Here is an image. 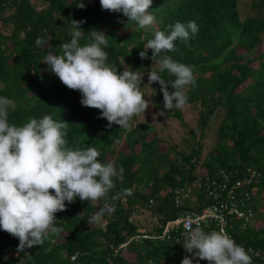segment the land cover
<instances>
[{
  "label": "trees",
  "instance_id": "1",
  "mask_svg": "<svg viewBox=\"0 0 264 264\" xmlns=\"http://www.w3.org/2000/svg\"><path fill=\"white\" fill-rule=\"evenodd\" d=\"M252 8L264 10V0H255ZM149 12L155 21L141 29L122 13L102 10L100 0H0V97L13 101L9 123L22 126L44 115L64 121L68 147H95L100 162L113 163L119 172L114 188L93 206L79 198L65 202L66 210L56 213L63 231L42 246L18 253L19 240L0 230V264H182L185 256L192 258L182 246L183 228L169 231V237H163L164 230L188 212L227 201V194L215 197L212 181L226 182L237 203L252 208L253 223L228 215L225 231L250 250L252 264H264V18L242 20L239 0H153ZM71 20L86 21L82 46L92 30L108 36L106 62L115 71L142 69L141 90L160 111V85H151L155 93L144 88L153 52L148 50L147 59L139 53L155 31L167 33L176 22L195 21L198 33L186 43L177 41L168 53L193 66L195 77V85L185 89L195 126L185 123L182 109L165 111L186 129L183 145L166 142L139 116L131 120L130 131L109 127L98 118L100 110L84 107L81 94L50 72L44 57L60 54V44L71 41ZM38 37L45 46L36 45ZM159 74L166 82L175 79ZM105 201L113 211L89 224ZM202 229L221 230L214 220ZM136 236L142 237L129 241ZM193 264L208 262L194 259Z\"/></svg>",
  "mask_w": 264,
  "mask_h": 264
},
{
  "label": "clouds",
  "instance_id": "2",
  "mask_svg": "<svg viewBox=\"0 0 264 264\" xmlns=\"http://www.w3.org/2000/svg\"><path fill=\"white\" fill-rule=\"evenodd\" d=\"M152 3L153 0H100L102 10L122 13L141 29L155 21L149 12ZM78 7L83 9L85 5ZM83 23L86 21L71 20V41L60 44V54L49 52L43 63L64 86L81 94L84 107L100 110L98 118L106 119L109 127L115 124L130 131L133 117L145 114L149 108L141 90L142 69L118 73L109 66L104 50L109 38L99 30L88 33L90 42L82 46ZM169 28L167 33L155 31L154 38L139 53L141 59H147L148 50L153 52L154 66L147 72L149 83L144 88L160 85L161 115L173 108L183 109L187 104L185 89L195 85L193 66L174 61L168 53L176 49L177 41L188 42L191 35L198 33V26L190 21L176 22ZM35 43L38 47L45 46L39 37ZM157 67L159 72L155 70ZM160 72H167L175 79L166 82ZM12 106L13 101L0 97V230L19 240L17 252L20 253L42 246L50 235L63 231L56 226V213L66 210L65 202L73 203L79 198L93 206L106 197L114 188L119 172L113 163L100 162L95 147H68L65 139L68 124L64 121L57 122L44 115L40 119L30 118L22 126L10 124L8 109ZM240 207L246 214L249 210L253 213L252 208ZM111 211L113 206L105 201L88 223H99ZM253 220L254 214L251 220L244 219L250 223ZM184 235L182 246L192 258L185 256L182 264H193L194 259L208 264H252L250 250L238 245L223 229L206 233L197 226L187 229Z\"/></svg>",
  "mask_w": 264,
  "mask_h": 264
},
{
  "label": "built area",
  "instance_id": "3",
  "mask_svg": "<svg viewBox=\"0 0 264 264\" xmlns=\"http://www.w3.org/2000/svg\"><path fill=\"white\" fill-rule=\"evenodd\" d=\"M223 176L227 178L224 174ZM196 185V184H195ZM201 186L200 184H197ZM212 185L214 191L216 192L215 197H221V199L226 195L227 201L217 202L209 206L208 208L203 209L201 212H188L181 217L170 221L167 223L166 229L164 230V236L169 237V231L174 229H179L180 227L183 228L182 233H186L187 229L195 228L197 226L203 228L206 227V224L209 221L214 220L216 225L225 231L226 227L229 226V221L227 216H234L236 219L244 218L245 221H249L253 217V213L249 210L248 214L244 212V210L239 206L237 201L231 196L232 189L229 188L226 182L217 183V181H212L210 184ZM188 193H186V197H188ZM232 199V200H231ZM177 205L180 204L179 197H176ZM142 232V231H141ZM226 232V231H225ZM142 236H136L129 241L137 240ZM143 237H147L143 235Z\"/></svg>",
  "mask_w": 264,
  "mask_h": 264
},
{
  "label": "rangeland",
  "instance_id": "4",
  "mask_svg": "<svg viewBox=\"0 0 264 264\" xmlns=\"http://www.w3.org/2000/svg\"><path fill=\"white\" fill-rule=\"evenodd\" d=\"M255 0H239V11L240 18L243 20L247 17H262L264 18V10L258 8H252V3ZM36 4L39 2H35ZM264 38V32L262 33ZM264 44V43H263ZM150 91V90H149ZM150 92L147 93V96ZM184 114V121L189 126H195V111L192 107H185L182 109ZM160 110L154 108L149 104V108L146 110L145 114L139 115L138 121H145L149 124L155 125L158 129L159 136L162 137L166 142H171L175 145L182 144V141L187 138L186 129L175 119L168 116L161 115ZM183 145V144H182ZM260 225V223H257Z\"/></svg>",
  "mask_w": 264,
  "mask_h": 264
}]
</instances>
